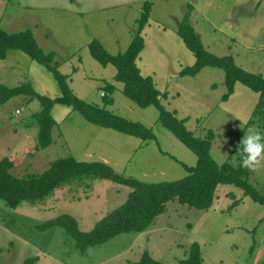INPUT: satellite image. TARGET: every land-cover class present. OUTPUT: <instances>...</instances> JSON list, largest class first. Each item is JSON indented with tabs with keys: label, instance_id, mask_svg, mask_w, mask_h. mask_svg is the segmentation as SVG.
<instances>
[{
	"label": "rangeland",
	"instance_id": "1",
	"mask_svg": "<svg viewBox=\"0 0 264 264\" xmlns=\"http://www.w3.org/2000/svg\"><path fill=\"white\" fill-rule=\"evenodd\" d=\"M145 2L152 4L143 31L145 48L137 65L144 77L168 98L161 104L197 138L215 134L211 156L224 164L246 134L259 94L237 84L227 102L225 73L205 68L196 77H180L195 64L178 29L188 18L206 49L232 56L247 72L264 78V0H0V28L13 34L30 30L46 53H54L59 72L68 77L74 94L132 122L153 130L156 141L142 140L100 128L72 108L55 105L53 144L37 150L40 102L19 97L0 106V161L9 158L17 178L39 175L51 162L72 157L81 162H104L116 173L145 183L175 182L188 175L197 156L159 122V111L128 99L117 69L103 67L90 54L93 41L115 56L129 48ZM31 85L40 94L61 96L52 74L24 53L12 50L0 60V86ZM108 85L116 90L110 94ZM111 96L107 106L103 96ZM19 110L20 113L16 114ZM264 134V127L251 125ZM250 183L264 195V167L251 170ZM131 189L102 179L74 180L41 204L23 203L13 210L0 202V264H131L144 252L163 264H180L197 243L204 264H264V206L245 197L235 186H219L209 211L169 203L166 212L142 234H123L81 254L62 228L45 231L39 225L67 215L81 232H90L109 213L127 201ZM234 196V197H232ZM239 205L232 209L234 202Z\"/></svg>",
	"mask_w": 264,
	"mask_h": 264
},
{
	"label": "trees",
	"instance_id": "2",
	"mask_svg": "<svg viewBox=\"0 0 264 264\" xmlns=\"http://www.w3.org/2000/svg\"><path fill=\"white\" fill-rule=\"evenodd\" d=\"M151 12L152 4L145 2L132 42L123 54L115 56L109 54L98 41H93L89 45V50L93 59L103 67L113 65L117 69L115 80L124 84L123 93L128 99L142 109L156 107L159 111L160 124L197 156L196 166L186 167L188 172L186 177L175 182L145 183L116 173L107 163L81 162L68 157L51 162L49 168L42 174L17 178L10 172L14 167L13 161L9 158L0 161V202L13 210L23 203L41 204L74 180L102 179L131 189L125 204L109 213L90 232H81L76 220L67 215L37 227L41 231L55 227L64 229L75 240L76 249L83 255L90 248L107 243L117 236L142 234L148 231L158 217L166 212L169 203H178L199 211H209L217 200L219 186H235L243 191L245 197L264 206V195L250 183L251 170L241 167V157L237 153V148L242 147L239 146L240 141L233 148L229 159L224 164L218 165L211 156L215 134L209 131L204 139L197 138L185 126L187 119H178L175 113L167 111L161 104V97L167 99L168 95L156 88L152 77H144L141 74L137 61L145 48L142 34L149 24ZM178 35L196 58L195 64L182 69L179 76L194 78L207 67L223 70L227 93L222 101L227 102L230 99L238 83L259 94V102L252 119L247 123L245 132L254 124L264 127V78L239 67L232 56L220 57L208 51L201 35L196 32L188 18L180 24ZM12 50L20 51L32 61L44 66L58 82L62 93L60 97L51 99L38 94L29 84L16 88L0 86V106L19 97L40 102L41 111L35 115L40 128L36 146L38 151L53 144L52 134L56 121L51 113L55 105L72 108L94 126L138 138L144 143L157 140L153 130L143 124L126 120L78 98L68 85V77L57 69L54 63L55 54H46L37 44L32 31L10 34L0 28V60H5ZM106 88L110 94L116 90L113 85H108ZM103 98L107 106L114 103L111 96L106 95ZM239 202H234L231 208H236ZM37 262L38 259L32 258L26 260L24 264ZM131 264L163 263L155 260L149 252H144L138 262ZM180 264H204L197 243L191 245L189 258L182 260Z\"/></svg>",
	"mask_w": 264,
	"mask_h": 264
},
{
	"label": "clouds",
	"instance_id": "3",
	"mask_svg": "<svg viewBox=\"0 0 264 264\" xmlns=\"http://www.w3.org/2000/svg\"><path fill=\"white\" fill-rule=\"evenodd\" d=\"M239 146H242L237 148L242 168L254 171L264 167V134L249 127Z\"/></svg>",
	"mask_w": 264,
	"mask_h": 264
},
{
	"label": "built area",
	"instance_id": "4",
	"mask_svg": "<svg viewBox=\"0 0 264 264\" xmlns=\"http://www.w3.org/2000/svg\"><path fill=\"white\" fill-rule=\"evenodd\" d=\"M19 113H20V111H17V112H16V114H19Z\"/></svg>",
	"mask_w": 264,
	"mask_h": 264
}]
</instances>
